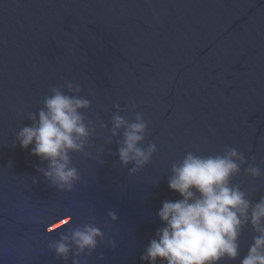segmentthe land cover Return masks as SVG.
<instances>
[{
    "label": "water",
    "instance_id": "water-1",
    "mask_svg": "<svg viewBox=\"0 0 264 264\" xmlns=\"http://www.w3.org/2000/svg\"><path fill=\"white\" fill-rule=\"evenodd\" d=\"M53 87L90 102L79 110L89 135L69 152L71 189L16 139ZM138 114V146L156 151L131 172L118 148ZM115 115L125 124L113 135ZM229 148L244 158L230 184L254 205L264 197V0H0V264H147L162 202L181 199L168 188L173 164ZM84 225L102 232L95 249L69 240L57 258L49 245ZM255 235L245 224L237 258L218 264H240Z\"/></svg>",
    "mask_w": 264,
    "mask_h": 264
},
{
    "label": "clouds",
    "instance_id": "clouds-1",
    "mask_svg": "<svg viewBox=\"0 0 264 264\" xmlns=\"http://www.w3.org/2000/svg\"><path fill=\"white\" fill-rule=\"evenodd\" d=\"M68 87L71 89L72 85ZM75 90L79 92V86ZM50 92L38 113L30 114L33 123L21 128L16 139L23 149L32 145L30 154L48 162V171L44 172L46 178L62 188L71 189L79 176L77 169L70 166L69 152L81 151L89 135L79 110L89 107L90 102L55 87ZM112 121L115 135L125 121L119 115L113 116ZM146 126L138 114L136 122L127 125L122 146L118 148L120 163L134 165L131 172L147 164L156 151L155 144L147 148L138 146L144 139ZM237 160L243 163V155L229 148L224 155L207 157L189 152L179 164H173L168 188L177 192L181 199L162 202L157 216L164 226L156 231L141 261L147 264H156L158 259L161 264H218L225 257L234 260L238 256L241 229L250 224L257 235L240 264H264V197L250 204L246 194L230 184L231 178L240 171ZM245 171L253 178L261 175L260 169L251 165ZM109 216L116 219L114 213ZM101 236L96 226L84 225L74 229L71 237L61 236L49 247L57 258L66 260L70 244L78 252L85 249L91 252L97 245V237ZM73 264L78 262L74 260Z\"/></svg>",
    "mask_w": 264,
    "mask_h": 264
}]
</instances>
